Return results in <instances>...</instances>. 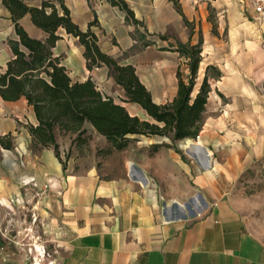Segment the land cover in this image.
I'll return each instance as SVG.
<instances>
[{"label":"crops","instance_id":"obj_1","mask_svg":"<svg viewBox=\"0 0 264 264\" xmlns=\"http://www.w3.org/2000/svg\"><path fill=\"white\" fill-rule=\"evenodd\" d=\"M125 1L139 23L129 20L111 0L65 3L83 30L97 18L98 24L92 29L101 50L121 64L134 65L154 101H171L177 93V69L186 61L176 50L178 44L202 40V65L214 64L222 71L212 84L207 110H219V117L231 123L240 116L250 118L264 112V22L247 0ZM0 4L13 26L9 10L1 0ZM210 9L228 20L230 29L226 35L213 32L208 20ZM21 23L30 35L46 36L29 14L21 18ZM59 33L62 37L54 51L63 56L73 79L91 78L104 94L126 107L129 104L133 109H142L147 115L141 106L122 101L125 91L108 66L88 69L85 47L78 37L64 28ZM128 111L140 116L139 112ZM31 124H37V117L26 98L0 100V135L11 134L14 142L12 149L0 148V205L12 209L13 203L23 200L27 186H35L42 202L47 203L46 212L63 233L65 249L59 264H264V240L250 229L234 205L229 178L223 182L217 177L210 169V160V168L204 172L193 162L170 153L172 159L162 165L172 167L176 173L166 178L154 158L133 159L128 162H133L147 181L141 183L131 175L129 165L130 176L109 178L83 159L82 145L73 142L75 134L62 141L57 133L63 162L52 146L34 150L28 129ZM86 127L109 145L91 124ZM205 130L198 138L207 135ZM145 137L153 144L152 137ZM200 144L207 153L218 148ZM163 153L165 147L161 146L155 156ZM179 171L190 178V185L185 183L184 191L166 190L165 184L179 182ZM189 198L191 203L184 201ZM0 264L13 262L0 256Z\"/></svg>","mask_w":264,"mask_h":264},{"label":"trees","instance_id":"obj_2","mask_svg":"<svg viewBox=\"0 0 264 264\" xmlns=\"http://www.w3.org/2000/svg\"><path fill=\"white\" fill-rule=\"evenodd\" d=\"M111 1L126 12L129 20L139 23L125 0ZM1 3L10 12L15 36L8 39L12 56L5 70L0 72V100L24 97L33 107L37 124L29 125L28 129L34 150L52 146L63 162L57 133L75 134L73 142L82 145L90 140L85 136L89 132L87 123L109 142L107 151L125 150L140 135L169 137L174 141L199 136L212 91L211 79H219L222 75L219 67L208 64L203 78L198 81L203 61L202 40L178 44L176 50L186 58L184 63L188 72L185 74L183 66L179 65L176 95L171 101L157 103L134 65L121 64L101 50L98 35L92 29L98 24L97 18L83 30L73 20L65 0H1ZM176 6L181 11L177 2ZM26 14L46 32L44 38L34 37L26 30L21 23ZM60 28L78 37L84 45L88 69L108 66L125 91L122 101L141 106L148 118L131 114L122 102L104 94L91 78L73 79L63 63V56L54 51L62 37ZM13 144L11 134L0 135L1 147L12 149ZM160 145L154 144V150Z\"/></svg>","mask_w":264,"mask_h":264},{"label":"rangeland","instance_id":"obj_3","mask_svg":"<svg viewBox=\"0 0 264 264\" xmlns=\"http://www.w3.org/2000/svg\"><path fill=\"white\" fill-rule=\"evenodd\" d=\"M219 2L224 3L222 0ZM208 20L212 23L213 32H224L226 35L230 29L228 20L219 17L215 9H210ZM249 20L253 21L250 15ZM248 25L251 27V22H248ZM236 27L239 29L240 23H237ZM14 36L13 26L0 4L1 68L11 56L8 39ZM205 68L203 64L198 81L203 78ZM183 69L187 74L185 65ZM211 83H216L214 78ZM127 108L139 112L141 118L147 117L142 109H133L129 104ZM218 113L219 110L213 109L205 112L202 129H207L204 132L207 135L204 138L174 141L169 137H152L151 144L150 139L144 136L133 139L129 146L121 151H107L109 145L94 136L89 129L85 136H89L90 140L82 144V157L88 165L95 164L99 172L109 178L129 175L130 160L154 158L156 167L168 178L172 173H176L172 167L162 165L172 159L170 153L176 154L185 162H193L198 170L206 172L207 168L201 165L198 156L189 150L188 145L202 142L207 148L218 146L208 153L210 163L213 164L209 168L217 177L222 178L223 182L224 178H229V194L234 205L245 216L250 229L264 240V149L255 148L264 146V112L255 113L250 118L240 116L232 123L220 118ZM58 135L62 141L74 137L72 133L59 132ZM157 143L161 144L160 147H165V153L159 157L155 156L158 150L153 147ZM177 174L181 176L179 182L165 184L166 190L184 191L185 183L190 185L191 180L184 172L179 171ZM22 195L23 200L13 203L12 209L0 205V241L3 247L0 256L11 258L13 264H59L65 249L59 224L52 222L45 206L47 203L42 202L35 186L28 185ZM184 201L191 203L190 198ZM42 211L45 212L42 214Z\"/></svg>","mask_w":264,"mask_h":264},{"label":"bare ground","instance_id":"obj_4","mask_svg":"<svg viewBox=\"0 0 264 264\" xmlns=\"http://www.w3.org/2000/svg\"><path fill=\"white\" fill-rule=\"evenodd\" d=\"M187 140H190V139H187ZM194 143H189L188 145V148H191L195 153H198L199 155V162L201 163V165L205 166L206 168L210 167V164L209 162H207V159L202 151V148L201 147H196L195 145H193ZM196 144H200V143H196ZM193 153V152H192ZM196 155V154H195ZM128 165H129V170H130V174L131 175H136L138 180L141 182V183H144V181L146 180V177L138 172L134 166H133V162H128ZM147 181V180H146ZM146 184V183H145Z\"/></svg>","mask_w":264,"mask_h":264},{"label":"built area","instance_id":"obj_5","mask_svg":"<svg viewBox=\"0 0 264 264\" xmlns=\"http://www.w3.org/2000/svg\"><path fill=\"white\" fill-rule=\"evenodd\" d=\"M247 1L253 12L256 14L257 18L260 21L264 22V0H247ZM2 251H3V247L0 241V255L2 254Z\"/></svg>","mask_w":264,"mask_h":264},{"label":"water","instance_id":"obj_6","mask_svg":"<svg viewBox=\"0 0 264 264\" xmlns=\"http://www.w3.org/2000/svg\"><path fill=\"white\" fill-rule=\"evenodd\" d=\"M193 145H195L196 147L198 146V147H201L202 148V150L204 152V155H205V157L207 159V162H209V154L207 153L206 149L201 144L194 143ZM189 150H191L192 152H194L191 148H189Z\"/></svg>","mask_w":264,"mask_h":264}]
</instances>
